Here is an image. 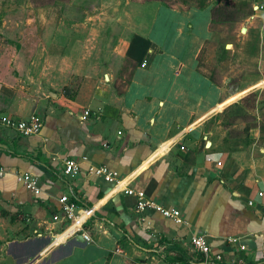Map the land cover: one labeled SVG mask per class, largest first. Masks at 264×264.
Listing matches in <instances>:
<instances>
[{
	"label": "crops",
	"instance_id": "0c3cea01",
	"mask_svg": "<svg viewBox=\"0 0 264 264\" xmlns=\"http://www.w3.org/2000/svg\"><path fill=\"white\" fill-rule=\"evenodd\" d=\"M4 1L6 16L24 12L3 27L22 28L25 51L8 54L14 38L0 35V118L43 126L24 136L0 120V264L201 262L198 233L212 260L264 264V10L217 21L214 0ZM135 35L151 43L141 62ZM126 183L180 220L139 212ZM63 194L92 209L91 240L67 229Z\"/></svg>",
	"mask_w": 264,
	"mask_h": 264
},
{
	"label": "built area",
	"instance_id": "2783aa9c",
	"mask_svg": "<svg viewBox=\"0 0 264 264\" xmlns=\"http://www.w3.org/2000/svg\"><path fill=\"white\" fill-rule=\"evenodd\" d=\"M256 10H264V3L256 5ZM1 122L11 128H14L20 134L24 136H30L38 134L43 126L42 120L34 115L29 120H18L9 116H2L0 118ZM81 162L74 159L68 158L65 162V173L69 176H76L80 172ZM89 172L103 177L106 181L115 183V186L119 185L124 178H122L117 171L110 169L106 165H95L91 164L89 166ZM7 173V168H5L0 163V177H3ZM19 180L24 182L27 188L31 189L35 193L40 192L39 179L37 176L31 174L30 172H24L19 174ZM125 193L130 195H135L137 197V210L143 212L147 209H154L159 211L163 216L174 218L175 220H180L181 211L176 208H169L163 204L149 199L146 197V193L143 190H135L130 187L127 183L121 189ZM263 193L260 192V195ZM61 204V212L64 216L66 222L68 223V228L73 225H76V229L72 233L73 236L82 234L86 240H91V236L86 232H81L85 228V224L88 222L89 218L92 215V209L90 207H82L78 202L67 194H63L59 198ZM252 204V201H250ZM58 218V216H56ZM66 229V230H67ZM81 232V233H80ZM191 244L194 249L198 250L204 255V259L201 262L189 261V262H168V261H158L156 264H221L219 261L222 259L221 255H217L215 260H212L211 252L212 248L208 243L207 237L205 234H193L191 236Z\"/></svg>",
	"mask_w": 264,
	"mask_h": 264
},
{
	"label": "rangeland",
	"instance_id": "374dc122",
	"mask_svg": "<svg viewBox=\"0 0 264 264\" xmlns=\"http://www.w3.org/2000/svg\"><path fill=\"white\" fill-rule=\"evenodd\" d=\"M177 2L179 0H176ZM181 1V0H180ZM187 3H194V2H201V4H204L207 2V0H182ZM211 1V0H208ZM215 3L219 4V12L217 13V21L224 20L225 16L228 17H233V18H240V19H246L249 15H251L254 11V6L258 5L259 3L264 2V0H214ZM87 3V2H86ZM87 6H90L92 8L96 4H89L87 3ZM0 10L3 11L4 8H7V2L2 0V4H0ZM8 10V9H7ZM9 14L6 16L7 12L2 13L0 11V35H5L11 38H14L12 42L9 44H2L3 48H5V52L8 51V54L11 53H17L19 54V57H21L22 53L25 51V44L22 41V35H14L15 33H20L22 31V28L20 27H13V26H8L3 27V22L4 19H7L9 15L11 17H16L17 19H22L24 17V12L23 11H15V12H8ZM28 14L26 13V16ZM6 16V17H4ZM7 41V38L4 39L5 43ZM6 45V47H5ZM35 44H32V47ZM255 45V44H254ZM253 44H250V46H254ZM6 61H10V59H6ZM23 61V60H22ZM264 61V59H263ZM263 64V63H262ZM257 66H261L257 64Z\"/></svg>",
	"mask_w": 264,
	"mask_h": 264
},
{
	"label": "trees",
	"instance_id": "16d2710c",
	"mask_svg": "<svg viewBox=\"0 0 264 264\" xmlns=\"http://www.w3.org/2000/svg\"><path fill=\"white\" fill-rule=\"evenodd\" d=\"M150 44L151 43L149 39L140 35H135L131 41L128 56L136 59L138 62L143 61V58L146 55Z\"/></svg>",
	"mask_w": 264,
	"mask_h": 264
},
{
	"label": "bare ground",
	"instance_id": "6f19581e",
	"mask_svg": "<svg viewBox=\"0 0 264 264\" xmlns=\"http://www.w3.org/2000/svg\"><path fill=\"white\" fill-rule=\"evenodd\" d=\"M122 182H123V180L120 182V184H121ZM120 184H119V185H120ZM117 186H118V185H117Z\"/></svg>",
	"mask_w": 264,
	"mask_h": 264
}]
</instances>
